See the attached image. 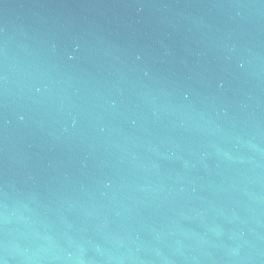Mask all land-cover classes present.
<instances>
[{
	"label": "water",
	"instance_id": "1",
	"mask_svg": "<svg viewBox=\"0 0 264 264\" xmlns=\"http://www.w3.org/2000/svg\"><path fill=\"white\" fill-rule=\"evenodd\" d=\"M2 264H264V0H0Z\"/></svg>",
	"mask_w": 264,
	"mask_h": 264
},
{
	"label": "clouds",
	"instance_id": "2",
	"mask_svg": "<svg viewBox=\"0 0 264 264\" xmlns=\"http://www.w3.org/2000/svg\"><path fill=\"white\" fill-rule=\"evenodd\" d=\"M0 264H2V262H0Z\"/></svg>",
	"mask_w": 264,
	"mask_h": 264
}]
</instances>
